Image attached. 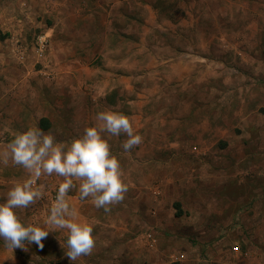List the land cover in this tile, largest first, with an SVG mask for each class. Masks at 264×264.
<instances>
[{
  "label": "rangeland",
  "instance_id": "1",
  "mask_svg": "<svg viewBox=\"0 0 264 264\" xmlns=\"http://www.w3.org/2000/svg\"><path fill=\"white\" fill-rule=\"evenodd\" d=\"M107 1L108 5H117L120 9L117 0ZM155 2L158 7L161 5L162 9L174 8L176 4L183 2V10L168 9L172 11L171 14L174 13L171 18L172 26L177 20L180 23L183 21L184 28L188 27L189 30L192 20L210 23V30H213L211 34H215L216 38V46L212 51L215 53V63L210 66L205 63V66L195 69L193 74L196 79L185 81V92L179 100L188 108L191 107L193 112L198 111V118L193 116L191 121L187 120L180 109L177 112L170 107L169 115H173V112L178 114L177 120L174 121L166 112L165 108L169 106H162L161 111L165 112L163 117L160 116V120L166 139H161L160 132L153 133L151 128L145 132L143 126L140 131L137 130L142 136V142L128 152L122 148V143L127 139L125 134L118 136L117 145H114L109 135L107 140L110 151L120 162L123 181L128 185L132 173H168L164 179H150L151 183L144 188L146 191L141 185L140 190L137 189L134 194L138 199L143 196L140 194L145 193L154 202L161 196L165 181L174 179L175 173H240L234 181L217 188V193L221 189L227 194V189L232 188V194L238 196L246 187L254 189L256 184H262L264 188V177L262 180L255 179L254 174L264 173V0ZM96 4V0H0V91H5L9 84H13L15 91H22L26 95L29 114L22 120L24 126L37 127V118L43 115L47 107L53 105L54 109L61 111L56 122H53V127L48 132L45 130L55 136L58 142L70 143L82 135L85 127L96 123V113L100 112L103 106L114 107V111L128 115L126 95L119 96L114 94V90L110 91L111 79L101 76L98 73L101 69L97 71L100 62L93 57L96 48L92 49V46L96 45L90 44L86 45L85 50H75L70 41V22L75 28L87 30L84 27L90 21L100 24L99 29L103 30L102 21L109 18H105V11L99 15ZM92 18H95L94 21ZM115 20L117 21H114V26L117 29L126 30L133 26L127 18ZM137 27L141 26L135 25V28ZM40 38L43 39L44 49L42 56L38 57L35 49ZM221 40L240 43L235 49H230L224 42L218 45ZM122 42L124 46L127 39ZM205 69L212 70L211 74L216 76L215 122L209 131L206 130L205 119L208 112L211 113L213 105L211 101L207 105L205 99ZM197 77L205 80L199 81L198 85ZM152 84L147 83V89H150ZM195 85V91L205 93L202 95L203 101L198 97L197 103L191 98L194 93L191 87ZM10 99L15 101L17 97ZM154 104L153 109L157 103ZM14 105L15 103H12L8 114L1 113L0 110V150L3 152L0 153V175L5 173L3 177L8 181L13 180L15 184L23 183L31 177L24 168L12 163L7 148L13 136L5 131L4 127L7 123L13 128L16 125ZM236 111L241 113H233ZM172 120L177 122V125L171 124ZM201 125H204L203 132L197 128ZM144 133L147 134L146 139L143 138ZM63 179L53 174L42 175L36 180L34 186H45L44 195L27 208L15 210L23 224L50 229L51 226L46 224V220ZM232 182L234 186L231 185ZM73 183L74 187L69 190L66 198L72 199L68 200V203L70 209L76 213L75 219L89 223L93 228L95 246L91 254L71 261L65 254L68 251L66 231L51 229L48 236L42 240L43 248L38 247L35 242L28 244L25 241L24 248L8 249L0 238V264H147L144 258L145 247H138L133 239L139 238L136 242L142 239L151 240L152 235L148 234L146 237L142 233L141 225L137 228L131 218L134 212L128 210V205L123 203L115 209L109 207L110 210L105 212L103 208L98 209L91 203V197L81 200L80 181L74 180ZM7 193L0 196V203L6 201ZM248 200H251L248 202L249 212L254 211L255 201L258 199L255 200L251 194L250 199H245ZM261 203L264 205V201L259 200L258 204ZM84 210L88 212L86 218L81 215ZM137 212L138 210L135 211ZM148 213L153 215V208H150ZM136 229L139 231L135 232ZM169 255L166 257L167 262L178 264L179 260H175V257L169 258ZM253 257L254 255H244L232 258L233 261L237 260L236 264H241L242 259L251 263ZM261 264H264V259Z\"/></svg>",
  "mask_w": 264,
  "mask_h": 264
},
{
  "label": "crops",
  "instance_id": "2",
  "mask_svg": "<svg viewBox=\"0 0 264 264\" xmlns=\"http://www.w3.org/2000/svg\"><path fill=\"white\" fill-rule=\"evenodd\" d=\"M96 1L95 8L99 15L101 16V12L105 11V18H109L102 21L103 30L99 29L100 24H93L90 21L85 27L83 25L87 30L75 28L70 22L68 29L72 36L70 41L75 50H85L86 45L90 44L96 45L92 46V49L96 48L93 57L100 62L97 71L101 69L98 73L106 79H111L110 91L114 90V94L119 96L126 95L127 116L132 118L133 127L140 131L144 126L145 132L151 128L153 133L160 132L159 137L165 140L163 127L161 128L163 124L160 120V116L163 117L165 112L161 111L162 106H169L165 109L174 121L178 114L173 112V115H169L170 107L177 112L180 109L187 120L191 121L193 116L198 118V111L193 112L191 107L188 108L179 100L185 92V81L196 79L193 74L195 69L205 66V63L208 66L215 63V53L212 51L216 46V38L215 34H211L213 30H210V23L198 22V19H195L191 21L189 30L188 27L184 28L183 21L180 23L177 20L172 26L171 18L174 13L171 14L172 11L168 9L173 7L165 4L168 8L162 9L161 5L157 6L155 0H117L121 10L117 5L116 7L108 5L107 0ZM105 2L107 3L104 4ZM175 6V9H184L183 2ZM115 18H127L133 26L126 30L117 29L114 26V21H117ZM94 19L92 18L93 21ZM135 25L141 27L135 28ZM124 39H127V42L123 46L122 40ZM221 42H224L230 49H235L240 43L221 40L218 45H221ZM103 66L107 67L100 68ZM211 72L212 70H204L207 76V85L204 88L205 99H207V105L210 101L213 105L211 113L209 111L205 119L207 131L215 122L216 76ZM197 80L196 84L200 85L199 81L203 82L205 79L201 80L197 77ZM150 82L153 84L150 89H147V83ZM8 87L5 91L3 89L0 91V110L1 113L8 114V109L12 107V103H15L14 122L16 125L13 128L7 123L4 127V130L14 138L15 134L30 128L24 126L22 121L29 114L27 110L29 105L22 91L20 93L15 91L13 84H9ZM196 89V85L191 87V91H194L191 98L195 103L198 102V97L202 99V95L205 94L195 91ZM13 96L17 97L15 101L10 99ZM155 102L157 105L153 109L152 105H155ZM52 106L47 107L43 115L37 118V127L40 129L45 127L42 129L44 132L45 130L48 132L53 127L58 119L57 116L61 114V111ZM100 109L101 111L115 110L114 107L104 106ZM233 113L240 114L241 112ZM41 120L46 121L44 122L46 126L41 124ZM173 120L171 124L177 125V122ZM197 128L204 131V125L197 126ZM146 135L144 133V139L147 138ZM106 138L109 139V135H106ZM55 139L57 141L56 137ZM111 139L114 145L119 144L117 143L118 136H111ZM165 174L168 173H132V179L128 180L127 193H124L123 199L109 205L110 208L115 209L126 203L128 210L134 212L131 218L135 221L137 228L141 225L142 233L146 237L148 234L152 235L151 240L142 239L136 242L139 238L133 239L138 247L140 245L145 247L144 258L147 264H157V262L169 264L166 260L169 254V258L183 256L178 264H236L237 260L233 261V258L244 255H254L253 262L251 260L252 264L263 262L264 205L263 203L258 204L259 200L264 201L262 184L259 186L256 184L254 189L243 188V193L235 196L231 192L232 188L224 187L229 190L227 194L221 189L217 193V188L228 184L229 181H234L240 173H175L174 179H167L163 184L165 188L162 189V194L156 202L151 197H147L145 193L140 194L143 195L140 198H135L134 194L137 189L140 190L141 185L145 190L151 183L150 179L155 177L164 179ZM254 174L255 179L262 180L264 177V173ZM4 175L5 173L0 175V196L5 195L16 184L13 180H6ZM232 183L231 185L234 186V182ZM251 194L255 200H258L255 201L254 211H250L251 214H249L248 202L251 200L245 201V199H250ZM150 208L154 211L151 216L148 213ZM136 210H138L137 213H135ZM81 215L86 218L88 212L84 210ZM137 231L139 229L135 230ZM242 260L241 264H251L247 259Z\"/></svg>",
  "mask_w": 264,
  "mask_h": 264
},
{
  "label": "clouds",
  "instance_id": "3",
  "mask_svg": "<svg viewBox=\"0 0 264 264\" xmlns=\"http://www.w3.org/2000/svg\"><path fill=\"white\" fill-rule=\"evenodd\" d=\"M95 123L85 127L83 134L70 143L58 142L49 132L39 127H30L15 134L7 145L12 163L24 168L30 179L16 183L0 203V238L8 249L24 248L25 241L43 248L42 240L49 230L61 229L67 234L66 256L75 261L78 257L91 254L95 246L93 228L89 223L78 222L76 213L70 209L67 193L79 180V198L91 197L96 208L109 211V205L120 202L127 191L122 179L118 158L110 151L106 135L125 134L127 139L122 148L128 152L142 142L132 118L118 111L105 110L96 113ZM63 177L59 184L55 202L50 209L46 224L50 229L21 222L16 209L27 208L44 195V185L34 186L42 175Z\"/></svg>",
  "mask_w": 264,
  "mask_h": 264
},
{
  "label": "built area",
  "instance_id": "4",
  "mask_svg": "<svg viewBox=\"0 0 264 264\" xmlns=\"http://www.w3.org/2000/svg\"><path fill=\"white\" fill-rule=\"evenodd\" d=\"M42 45H44V44H43V39L40 38V39H39V45H38V47L35 49V54H36L38 57H41V56H42L43 49H44V46H42ZM182 258H183V256L180 255L179 257H176L175 260H180V259H182Z\"/></svg>",
  "mask_w": 264,
  "mask_h": 264
},
{
  "label": "trees",
  "instance_id": "5",
  "mask_svg": "<svg viewBox=\"0 0 264 264\" xmlns=\"http://www.w3.org/2000/svg\"><path fill=\"white\" fill-rule=\"evenodd\" d=\"M44 122H46V121L45 120H41V124H45ZM44 126H46V124ZM42 129H45V127H42Z\"/></svg>",
  "mask_w": 264,
  "mask_h": 264
}]
</instances>
